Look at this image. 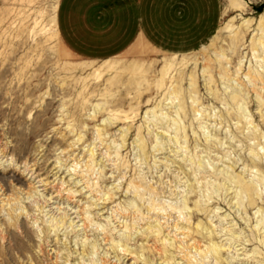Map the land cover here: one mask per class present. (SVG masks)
<instances>
[{"label": "rangeland", "instance_id": "1", "mask_svg": "<svg viewBox=\"0 0 264 264\" xmlns=\"http://www.w3.org/2000/svg\"><path fill=\"white\" fill-rule=\"evenodd\" d=\"M63 1L0 0V264H264V0Z\"/></svg>", "mask_w": 264, "mask_h": 264}, {"label": "crops", "instance_id": "2", "mask_svg": "<svg viewBox=\"0 0 264 264\" xmlns=\"http://www.w3.org/2000/svg\"><path fill=\"white\" fill-rule=\"evenodd\" d=\"M70 1L71 0H64L63 3H62V8H64L65 6H66V8H68ZM98 2L99 1H94L95 5H93V7H92V5H90L89 8H88V11H87L88 16L92 17L91 21H93V23H95V24L102 23L105 20V12L102 10L103 6L98 5ZM70 42H72V41H70ZM141 43H142V38H138L136 44L139 45Z\"/></svg>", "mask_w": 264, "mask_h": 264}, {"label": "trees", "instance_id": "3", "mask_svg": "<svg viewBox=\"0 0 264 264\" xmlns=\"http://www.w3.org/2000/svg\"><path fill=\"white\" fill-rule=\"evenodd\" d=\"M67 42L71 45L72 48L76 49V47H74V45L72 44V42H70L69 40H67Z\"/></svg>", "mask_w": 264, "mask_h": 264}, {"label": "bare ground", "instance_id": "4", "mask_svg": "<svg viewBox=\"0 0 264 264\" xmlns=\"http://www.w3.org/2000/svg\"><path fill=\"white\" fill-rule=\"evenodd\" d=\"M220 37H221V35H220ZM217 38H218V36L216 35V36L214 37V40H217Z\"/></svg>", "mask_w": 264, "mask_h": 264}]
</instances>
